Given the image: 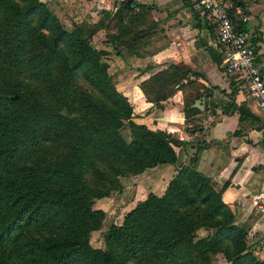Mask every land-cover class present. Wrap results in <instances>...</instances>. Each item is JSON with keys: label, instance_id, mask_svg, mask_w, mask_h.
Returning <instances> with one entry per match:
<instances>
[{"label": "trees", "instance_id": "obj_1", "mask_svg": "<svg viewBox=\"0 0 264 264\" xmlns=\"http://www.w3.org/2000/svg\"><path fill=\"white\" fill-rule=\"evenodd\" d=\"M230 1L243 6L240 0ZM0 8L12 26L10 38L17 48L31 43L35 51L47 50L49 75L59 91L65 94L63 86L76 88L80 83L93 97H80L90 106L85 121L54 112L52 119L58 123L57 129L62 127L64 147L55 159L42 153L43 160L49 161L46 166L37 161L21 166L25 131L34 133V126L43 125L41 112L46 106L37 94H17V87L0 90V264H200L216 244L223 247L229 264H264L254 253L255 245L248 243L247 232L236 224L233 210L222 200L229 183L218 187L196 167L193 157V164L176 170L162 196L149 192L125 214L121 225L105 231L104 248L92 246L90 232L105 216L93 203L107 191L94 188L87 175L98 173L105 178L109 162L104 167L101 164L107 162L106 157L127 159L137 172L176 164L174 147L184 142L134 121L132 104L112 82L103 58L105 50L90 44L105 26L103 20L95 24L82 21L92 29L87 41L80 28H64L42 0H0ZM105 18L106 27L115 31L107 33L111 42L129 47L140 39V31L136 38L133 34L137 20L134 1L122 0L117 11H104ZM128 34V40L122 39ZM171 74L163 69L144 81L147 98L158 103L171 94ZM78 96L70 91L74 102ZM189 106H185L187 118L196 110ZM237 109L240 121H254L243 102ZM124 127L131 136L127 145L116 131ZM31 225L44 231L29 234ZM199 228L215 232L194 240Z\"/></svg>", "mask_w": 264, "mask_h": 264}, {"label": "crops", "instance_id": "obj_2", "mask_svg": "<svg viewBox=\"0 0 264 264\" xmlns=\"http://www.w3.org/2000/svg\"><path fill=\"white\" fill-rule=\"evenodd\" d=\"M42 1L63 23L103 20L105 26L92 43L115 58L118 90L132 104L134 121L183 141L174 147L178 161L193 164L188 162L193 157L196 167L218 187L229 183L222 200L233 210L236 224L247 232L248 243L255 245L256 256L264 261V119L256 104L235 91V82L226 75L222 55L213 44L215 26L209 17L194 12L190 0H130L137 17L133 34L136 38L140 31V39L127 47L111 42L107 33L115 31L106 27L108 19H104V11H117L122 0ZM240 1L252 17L245 28L253 31L252 42L264 73V0ZM163 69L172 73V92L157 103L147 98L142 83ZM197 99L203 100L199 107L194 105ZM241 102L254 121H240L237 106ZM187 104L196 109L188 118ZM158 166L164 172L157 181L166 183L176 173L174 164L145 170ZM208 170L213 174L208 175Z\"/></svg>", "mask_w": 264, "mask_h": 264}, {"label": "rangeland", "instance_id": "obj_3", "mask_svg": "<svg viewBox=\"0 0 264 264\" xmlns=\"http://www.w3.org/2000/svg\"><path fill=\"white\" fill-rule=\"evenodd\" d=\"M61 24L68 30L80 28L82 37L86 38L88 41V36L91 34L90 31H92V29L85 25L84 22H61ZM11 28L12 26L6 17L4 9L0 8V90L7 91L11 90L13 87H17V94L28 97L31 93L37 94L46 106V109L41 112L43 117H41L40 120L43 125L34 126V133L25 131L27 136L22 146L23 158L20 160L21 166L32 165L35 161L39 162L42 166H46L49 161H44L42 155L40 156L39 154L43 153V155L46 156L50 153L51 157L55 159L64 149L62 144V127L60 130L57 129L58 126H55L58 125V123L54 122L52 119L54 112L70 117H78L85 121V114L88 113L90 106L87 102H81L80 97H93L89 93L87 87L80 83L76 84V88H74L69 84H66V87H64L61 82L65 89V94L59 91L53 80L54 77L49 75L51 61L48 58L47 50L42 48L39 52L35 51V47L31 43L17 48L16 42H11V35L9 32ZM4 35L5 38L2 39ZM95 38L99 41L98 36H95ZM91 40H93V38ZM90 44L93 45L91 42ZM105 52L106 55L103 56V58L108 62L110 67L108 71L111 75L112 82L116 88L119 89L117 78L118 64L115 58L109 55L111 54L110 52ZM52 69L53 75H56L57 71L54 65ZM72 90H75L79 95L76 102H74L73 98L69 97L70 91ZM84 130L89 131V129ZM116 131L119 136L121 135L125 140V145L129 144L131 141L129 130L124 127L117 128ZM118 146H122L121 143H119ZM38 155L40 157H38ZM103 157L100 158V160H103ZM106 159L107 162L101 164V166L104 167V165H107L109 162L110 169L105 178H101L98 173L87 175V181L94 188L107 191L106 196L96 199L93 203L94 209L103 210L105 214L100 226L92 230L89 236L91 245L99 248H104L103 235L105 231L111 225H121L125 214L129 212L142 197L147 196L146 193H149V189H155V192L152 193L157 196H162L166 191L168 183L172 179H169L166 183H163L164 180L161 182L157 181L160 172H164L162 166H158L156 170L137 172L127 159L116 160L111 157H106ZM191 159L188 160L189 163ZM181 165H184V163L178 160L176 164H174L176 170ZM208 173V175L213 174L212 171L209 170ZM138 174H141V176ZM139 182L140 187H137ZM160 188L161 190H159ZM159 191H162L161 194ZM27 231L29 234L37 235L43 232L44 229L36 225H31L27 228ZM214 232L215 229L213 228H199L195 232L196 237L194 240L212 236ZM213 251L214 252L207 253V256L202 258L200 264H229L221 245L216 244Z\"/></svg>", "mask_w": 264, "mask_h": 264}, {"label": "built area", "instance_id": "obj_4", "mask_svg": "<svg viewBox=\"0 0 264 264\" xmlns=\"http://www.w3.org/2000/svg\"><path fill=\"white\" fill-rule=\"evenodd\" d=\"M190 5L215 26L213 44L222 55L226 75L235 82L237 92L256 104L264 119V73L252 42L253 31L245 28L251 15L230 0H190Z\"/></svg>", "mask_w": 264, "mask_h": 264}, {"label": "water", "instance_id": "obj_5", "mask_svg": "<svg viewBox=\"0 0 264 264\" xmlns=\"http://www.w3.org/2000/svg\"><path fill=\"white\" fill-rule=\"evenodd\" d=\"M14 99H16V96H14ZM202 101H203L202 99H197V100L195 101L194 105H195L196 107H199L198 105L201 106Z\"/></svg>", "mask_w": 264, "mask_h": 264}]
</instances>
